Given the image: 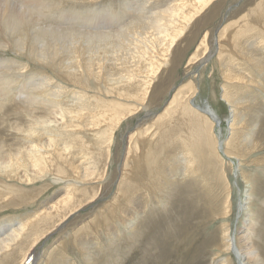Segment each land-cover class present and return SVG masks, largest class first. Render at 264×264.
<instances>
[{"label":"bare ground","instance_id":"6f19581e","mask_svg":"<svg viewBox=\"0 0 264 264\" xmlns=\"http://www.w3.org/2000/svg\"><path fill=\"white\" fill-rule=\"evenodd\" d=\"M130 1L123 3L124 5L128 4V6L121 9V16L123 18L124 15H129L127 11L128 7L133 6L132 9L134 12L128 16V18L130 17L129 20L125 19L127 22L119 27V29L116 31L113 29V31L90 32L75 29V23L71 20L77 22L80 19L79 15L85 11V7L94 6L100 2L110 5V1L64 0L63 2V0H0V38L4 34L8 35L10 31L9 19L11 17L10 20L15 30L20 29L15 37L13 32L11 34L9 33L10 35L8 36L12 42H10L11 45L16 48L15 52L24 54L29 59H34L39 63L45 64L50 68L53 76L57 78V80H54L52 75L44 72L39 74L34 81L29 78V80H24L23 76L25 71L22 65L17 70L14 68L13 70H7L8 68H4L5 70L0 69V108L5 104L1 101L7 100L8 103H13L15 106L10 110L18 115L22 112L24 117L30 121V125L28 126H22L21 124L11 125V130L18 131L27 140V145H15L14 148L10 145L5 150L2 148L3 146L0 147V154L4 157L3 161L0 160V214H3L5 209L8 208L9 203H6L5 197H9L10 194L17 195L26 190L36 188L34 194L26 200L34 202L38 200L42 191L50 184L52 185L55 182L65 185L58 199L49 204V206L42 207L40 210L33 212L31 211L32 213L25 216H10L7 222L0 224V264H5V261H9V257L11 256L14 258L20 256L18 264H34L35 258L29 252L35 245L42 238L46 237L48 233L56 230L72 215L94 202V199L98 197L97 193L100 187L99 179L104 173L101 171V167L94 169V163L98 161V158L97 156L92 158V149H95L94 152L98 151L103 140H106L104 138L110 137L113 130L118 127L122 120L131 115V112L134 110H138L135 102L141 105L146 100L155 71L158 70L157 67L159 68L160 61L169 57L181 36V32L189 26L192 19L198 18L201 14L203 15V12L211 6L214 7L219 3L217 1L220 0ZM63 3L73 4L71 5L73 8H70L69 11H72L74 15L72 13V15L65 14L66 9H63ZM213 3L216 4L213 5ZM129 4L133 5L129 6ZM252 5L253 7H249L243 17L233 21L230 25L235 27V30H232L231 36L233 47H229L231 54L225 42H221V37L224 36L223 32L226 27L221 29L222 32L217 37L218 58L220 59L223 54L233 58L227 62V59H225V63L221 66V77L223 80L222 100L232 108V111H230L232 113V123L229 129H233L241 122L239 112L242 110H240V107L244 106L246 104L244 102L248 101V97H240V91L243 89V91L249 92L250 96H259L258 91L255 89H264V62L262 61L264 57L261 56H264V36L262 34L264 25V0L255 1ZM107 8V5L103 8L105 12L109 11L105 10ZM62 9L64 12H61L66 16L57 14V10ZM136 11L138 14H136ZM94 12L96 10L89 13L91 15ZM16 13L19 14L16 15ZM98 14L103 13L99 11ZM75 15L77 18L74 17ZM255 15L262 20V25H260L261 38H257L256 42L255 37L257 36L253 35V33L241 36L243 32H252L255 30L256 27L251 20ZM117 16V18L121 17L119 15ZM19 17L22 18L21 21ZM27 17L28 19L34 18L36 21L49 20L52 24L59 23V21L62 23L65 20L70 26L64 27L63 29H56L55 27L59 25L55 24L56 26H52V29L49 28L47 31H42L45 32V34L41 32L40 36L43 38V43L36 46L33 44V40H27L29 30L28 22L24 20ZM23 20L27 24L23 23ZM20 24L27 31L22 26L20 28ZM107 25L112 26L110 22ZM111 36H114L116 39L112 45V49L114 48L113 51L115 52L119 48L122 52V54L117 55V60L114 63L115 69H119V71H112L109 74H105L103 71L100 73V69L99 72H95L93 64H95L99 53L101 51L104 53L105 46L110 45L107 44V41ZM106 37H108V40L105 39ZM81 39L84 42L80 41ZM203 40L204 38L201 43ZM79 44L84 48L79 46ZM254 45L261 49V54L258 56L254 54L256 53L255 50L253 51L251 49ZM0 46L6 47V44L0 43ZM227 51L228 53H226ZM165 63L167 64L168 62L165 61ZM228 63L231 64V69H227L226 64ZM0 66L6 67V65L2 64ZM16 68L18 67L16 66ZM253 77L258 78L253 79ZM67 84L72 85V87L68 88ZM238 85L243 86V88L239 89L240 91L237 90ZM183 87L176 90L168 106L160 113V121L163 123V118L168 115L166 110L174 103V105L179 107L178 116L180 117L178 122L184 120L181 125L182 129L177 133L184 137L187 135L193 136L195 154L197 153L200 157H206L208 152L213 151L216 154V151L222 150L220 152L223 153L225 158L232 161L234 159L238 160L237 156L241 154L238 153L239 150L237 148H242L243 138H240L239 135L236 137L237 135L232 133L229 142L223 140L224 145L222 149L217 147L218 137L216 135L209 134L210 139L204 141L206 134L204 132V124L202 125L201 122V128H195V125L200 123V117L207 119L214 126H219L221 122L220 117H218L217 113L207 103L198 105L193 102L192 97L196 92L197 86L192 81H188L185 91ZM247 92L245 94H248ZM178 93L181 94L177 95ZM176 95L177 97L175 98ZM19 97L28 99L30 104L20 105L16 101ZM126 106H128V109L127 111L124 110L123 113V108ZM194 113L199 114V117L195 116ZM172 114L175 115V112ZM154 125V127L157 126V124ZM187 128L189 132L186 131ZM174 132L176 133L174 128L172 130L170 129V133ZM153 134L151 138H148L147 143L149 146L147 147V151L145 150L147 165L158 159L154 155L161 151V137H156V134ZM186 141L188 143V140ZM159 145L160 147H158ZM247 145H249V142ZM182 152L184 154L185 171H187L194 159L190 156V151L186 147L182 148ZM77 158L82 159L78 164L75 162ZM217 158L219 159V156ZM92 163L94 164L93 166ZM38 168L42 172L41 174H43L41 176L49 175L52 178L51 181L37 186L39 188L35 186L25 188L24 186L18 185V183L31 185L30 183L39 175L31 177L28 173ZM162 168L163 164L159 162L155 171L158 173ZM21 172L24 174H21ZM97 172L100 173L98 174ZM142 173L147 174V171L137 173L134 179H132V182L127 185H119L121 189L116 191L113 199V202L116 201L115 203H117L115 205L116 209L121 210L122 208L120 207L124 208L126 204L121 200L133 198L139 190H143L146 194L150 189L155 190L156 186L150 180V177L148 179L149 182H143L140 178H137L138 176L141 177ZM158 176L159 173L152 175L151 179L156 180ZM92 183H95V185L89 187L84 186ZM3 189H7L8 192L2 193ZM120 196L121 199H119ZM143 201L146 205L148 204V200ZM244 203L248 202L246 201ZM20 204L16 203L13 206H20ZM106 206L104 205V208L97 212V215L101 217V221L96 226H93L90 232L86 233L85 231V237L82 239L77 238L73 243L74 245H72V247L81 253L82 259L86 262L91 260V258L88 260L87 251L85 252L86 247L83 246L85 240L88 239L87 235H91L89 238L93 240L95 248L98 247L100 249L101 247L103 248L100 239L102 232H106V236L110 237L109 240L111 241L116 236L115 234H117L118 226H116V222H118V225L129 226V222L133 221L132 216L122 214V211L114 216V210L110 207H108L107 213L103 214L102 212H105ZM129 210L137 211L138 208L136 206L130 207ZM239 210L247 213L248 206L241 204ZM107 220L113 223V227L108 225ZM113 230L115 231L113 232ZM229 231L228 227H222V244L219 245L217 254L215 253L214 257L212 256L213 260L220 256L219 253L226 252L229 254L232 252L235 254L237 263L239 262V264H264V258H260V253L254 249L248 232L241 234L239 237L234 235V237H237L236 239L230 238L231 233ZM232 240H235V242ZM263 246L264 244H262ZM59 247L60 251L56 257H58L61 264H65L67 260L65 258L67 257L65 252L66 246L64 247L63 244H60ZM23 248L25 251L21 253ZM50 252L46 249L42 258L39 257L40 261L38 264H46L45 259L48 258ZM143 261L147 263L151 261L152 264V257L143 258ZM230 261L231 258L227 255L220 264H231ZM69 263L75 264L72 261H69Z\"/></svg>","mask_w":264,"mask_h":264},{"label":"rangeland","instance_id":"374dc122","mask_svg":"<svg viewBox=\"0 0 264 264\" xmlns=\"http://www.w3.org/2000/svg\"><path fill=\"white\" fill-rule=\"evenodd\" d=\"M108 1H110V5L100 2L96 4L97 6L85 7V11L79 15L80 19L77 22L71 20L75 23L74 28L90 32L113 31V29L116 31L119 29L130 19L128 16L134 12L132 9L133 4H129L132 7L126 8L129 15H124L122 18L121 9L128 6V4L124 5L123 3L129 0ZM133 1L131 0L130 2ZM255 1L259 0H220L217 1L219 2L217 4L213 3V5H216L203 12V15L201 14L198 18L190 21L189 26L181 32V36L169 57L160 61L159 68L157 67L158 70L155 71L154 79L144 103L140 105L135 102L138 110H134L131 115L128 114L129 116L122 120L111 133V139L109 136L104 138L106 140H103L98 151L94 152L95 149H92V158L96 156L98 158V161L94 163V169L101 167V171L104 173L99 179L98 197L94 199L93 203L72 215L56 230L48 233L49 235L47 234L46 237L40 240L41 242L39 241L35 245L29 252L35 258L34 264H38L46 249L51 251L48 258L45 259L46 264H61L58 257H56L60 251V244H63L64 247L66 246L67 257L65 258L67 260L65 264H70L69 261L75 264H151V261H148V263L143 261V258H149V256L152 257V264H220L227 255L231 258V264H239L235 254L232 252L229 254L226 252L219 253L220 256L214 260L212 259L215 253L217 254L219 251V245L222 244V227L229 228L230 238L237 239L241 234L248 232L254 249L260 253V258H264V246L262 247V244H264V89L259 90L254 87L258 91L259 96H250L249 92L243 91V89L239 90L243 86H237V90L240 91V97H248V101L246 100L247 102H244L246 104L240 107V110H242L239 112L241 122L233 129H229L232 123V113L230 112L232 108L222 100L223 80L221 77V66L225 63V59H227V62L233 58L223 54L219 59L217 46V37L222 32L221 29L226 27L224 28V36L221 37V42H225L228 51L229 47H233L231 36L235 27L230 25L233 21L243 17L248 8L253 7L252 4ZM62 5L63 9H66L65 14L74 15L72 11H69L70 8H73L71 6L73 4L63 3ZM106 5L108 8L105 10H109L108 12L103 9ZM63 9L57 10V14L64 16ZM93 10H96V12L100 11L103 14L94 12L90 15L89 12ZM18 14L16 13V15ZM136 14H138L137 11ZM117 15L121 17L117 18ZM93 16L94 18H92ZM74 17L77 18L76 15ZM10 19L8 35L4 34L0 38V43L6 44V47L0 46V58H2L0 59V64L6 65V67L0 66V69L8 68L7 70H13L14 68L17 70L22 65L25 71L24 80L32 79L34 81L39 74L44 72L53 76L50 68L45 64L15 52L16 48L11 45L12 42L8 36L13 32L15 37L20 29L15 30ZM19 19L20 21L22 20L21 17ZM24 20L23 23H26L29 29L27 40H33V44L36 46L43 43V38L40 37L42 31H47L49 28L52 29V26L56 25H59L55 27L56 29L70 26L65 20L62 23L61 21L53 23L54 25L49 20L36 21L34 18L28 19V17L24 18ZM251 20L256 27L255 30L243 32L241 36L253 33V35L257 36L255 37L256 42L257 38H261L260 25H262V20L256 15ZM108 22L113 27L107 25ZM227 23H230L229 26ZM21 26L24 27L20 24V28ZM262 30L264 36V25ZM42 34H45V32H42ZM203 38L204 40L201 43ZM105 39L108 40V37ZM115 40L114 36L109 37L107 44L110 45L105 46L104 53L101 51L95 64H93L95 72H99L100 69V73L103 71L105 74L119 71V69H115L114 63L117 60V55L122 54V52L119 48L115 52L113 51L112 45ZM80 41L84 42L82 39ZM79 46L84 48L80 44ZM251 49L255 50V55L261 54V49L257 46L254 45ZM199 55L201 56L199 57ZM261 56L264 57L263 55ZM193 58L197 59L193 60ZM190 59H192L191 62H189ZM165 61L168 63L166 64ZM262 61L264 62V58ZM226 65L227 69H231V64L228 63ZM52 78L57 80L54 76ZM257 78L253 77V79ZM188 81H192L197 86L196 92L192 97L193 102L198 105L207 103L221 120L219 126H214L207 119L200 117V123L196 124L195 128H201L202 122V125L204 124V132L207 134L206 136L204 133V141L210 139L209 134L216 135L218 137L217 147L220 149L224 145L223 140L226 142L230 141L232 133L237 135L236 137L239 135L244 142L242 143V148H237L239 150L238 153L241 154L237 156L238 160L234 159L232 161L225 158L223 153L220 152L222 150L218 148L219 151H216L218 155L214 154L213 151L208 152L206 157H200L197 153L195 154L193 136L187 135L184 137L177 133L182 129L181 125L184 120L178 122L180 117L178 116L179 107L174 105V103L166 110L168 115L163 118V123L160 121V113L168 106L176 90L184 85L183 90L185 91ZM67 85L68 88L72 87L70 84ZM246 92L248 94H245ZM179 94L181 93L177 95ZM16 101L20 105L30 104L28 99L23 97L17 98ZM1 102L5 104L0 108V147L3 146L2 148L5 150L10 145L13 148L15 145H27V140L18 131L11 130V125L21 124L22 126H28L30 121L24 117L22 112L18 115L10 110L15 107L13 103H8L7 100ZM127 109L128 106L124 107L123 113ZM173 112H175V115L172 114ZM196 113L194 115L199 117V114ZM22 118L24 119L22 120ZM154 124H157V126L154 127ZM173 128L176 133H170V129L172 130ZM186 131L189 132V129L187 128ZM153 133L156 134V137H161V147L160 145L158 146L161 151L154 155L158 159L147 165L145 150L147 151L149 146L147 143L148 138H151L154 135ZM219 139L222 141V146L219 144L221 142ZM186 140H188V143ZM247 141L249 145H247ZM155 146L157 147L156 144ZM185 147L190 151L189 154L194 159L187 171H185L184 154L182 152V148ZM217 156H219V159ZM3 158L0 154V160L3 161ZM81 160V158H77L75 162L78 164ZM159 162L163 164V168L160 169V172L158 171L159 176L156 180H153L151 179L152 175L158 174L155 170ZM94 164L92 163V166ZM142 171H147V174L142 173V176L137 178H140L143 182H149L148 179L150 177V180L156 186L155 190L150 189L147 194L143 190H139L133 198L121 200L127 206L125 205L124 208L120 207L122 208L121 210L116 209L115 205L117 203H115L116 201L113 202V199L116 191L121 189L119 185H127L132 182L134 176ZM41 173L39 168L31 170L28 175L31 177L39 175L38 179L33 180L30 183L31 185L24 183H18V185L31 188L51 181L52 178L49 175L42 177L41 175L43 174ZM97 173L99 174L100 172ZM21 174L24 173L21 172ZM93 185L95 183L84 186ZM63 186H65L63 183L54 182L52 185L50 184L46 187L47 191L46 189L42 191L41 196L34 202L26 200L34 194L36 188L26 190L17 195L10 194L11 197H5L9 206L3 214H0V224L7 222L10 216H25L35 210H40L42 207L49 206V204L58 199L62 189H64ZM7 192V189L2 190V193ZM119 199H121V196ZM143 200H148V204L146 205ZM246 201L248 203H244ZM16 203L21 204L20 206H13ZM241 204L248 206L247 213L239 210ZM104 205L107 206L105 207V212H102L103 214L107 213L108 207H110L114 210V216L122 211V214L132 216L133 221L129 222L130 224L128 223L129 226L124 225L125 227L121 224L118 225V222H116V226L119 229V231L117 229L118 235L115 234L116 236L111 241L109 240L110 237L106 236V232H102L100 239L103 248L101 247L100 249L98 247L95 248L93 240L89 238L91 235H87L88 239H84L85 243L83 246L86 247L85 252L87 251L88 260L90 258L91 260L86 262L82 259L81 253L72 245H74L73 243L77 238L82 239L85 237V231L86 233L90 232L93 226H96L101 221V217L97 215V212L104 208ZM135 206L138 208L137 211L129 210L130 207ZM107 222L110 227H113V223H110V220H107ZM234 235L237 237H234ZM24 251L25 249L23 248L21 253ZM29 254L28 256H30ZM12 258L14 257H9V261L6 260L5 264H18L20 256H16L13 260ZM156 258L158 259L156 260Z\"/></svg>","mask_w":264,"mask_h":264},{"label":"water","instance_id":"95a60500","mask_svg":"<svg viewBox=\"0 0 264 264\" xmlns=\"http://www.w3.org/2000/svg\"><path fill=\"white\" fill-rule=\"evenodd\" d=\"M219 144H220V145H222V141H221V142H219Z\"/></svg>","mask_w":264,"mask_h":264}]
</instances>
